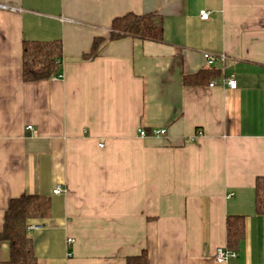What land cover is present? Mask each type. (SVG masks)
Masks as SVG:
<instances>
[{"label": "crops", "instance_id": "1", "mask_svg": "<svg viewBox=\"0 0 264 264\" xmlns=\"http://www.w3.org/2000/svg\"><path fill=\"white\" fill-rule=\"evenodd\" d=\"M0 4L20 10L0 9V232L12 199L38 195L52 203L49 218L28 222L38 264H127L143 253L148 264H219L227 218L245 216V239L225 264H264L255 205L257 179L264 185V0ZM129 13L156 14L163 41L125 37L85 61ZM53 40L63 43L62 78L26 83L24 41ZM204 54L225 61L208 67ZM208 68L220 76L185 83ZM160 129L167 134L151 136ZM0 264H13L5 242Z\"/></svg>", "mask_w": 264, "mask_h": 264}, {"label": "trees", "instance_id": "2", "mask_svg": "<svg viewBox=\"0 0 264 264\" xmlns=\"http://www.w3.org/2000/svg\"><path fill=\"white\" fill-rule=\"evenodd\" d=\"M125 37L138 38L143 41L162 42V25L156 14L137 15L129 13L114 19L108 38L99 37L93 42L91 51L83 56L85 61L98 57L103 45ZM63 63V43L53 41H24L23 43V77L26 83L50 80L60 75ZM220 71L207 69L196 75L185 77L184 81H210L219 77ZM256 211H264V185L257 179ZM50 198L38 195H22L12 199L4 216V224L0 232V242L10 247L11 263L38 264L33 240L28 236V222L44 220L51 216ZM227 248L239 250L246 234V217L229 216L226 222ZM127 264H148L146 253L130 257Z\"/></svg>", "mask_w": 264, "mask_h": 264}, {"label": "built area", "instance_id": "3", "mask_svg": "<svg viewBox=\"0 0 264 264\" xmlns=\"http://www.w3.org/2000/svg\"><path fill=\"white\" fill-rule=\"evenodd\" d=\"M0 9L5 10V11H10V12H19L20 11L18 8L10 7L7 5H2V4H0ZM209 17H210V12H208L206 10H203L200 12L201 20L207 21V20H209ZM204 58L206 60L208 67H213L216 63L225 61V56H216V55L204 54ZM60 78H62V76H57L54 79H60ZM224 84L230 90H237L238 89L237 81L234 78L224 79ZM214 86H215V83L210 85V87H212V88ZM28 129L32 130V127L29 126ZM166 134H167L166 130L160 129V130H153L151 133V136L157 137V136H164ZM199 134H201V133H199ZM138 135H139V137H147L148 133L145 130L141 129V130H139ZM101 147H103V146L101 145ZM63 193H65V190L62 187H56V189H54V191H53L54 195H61ZM33 228H35V227H30V230ZM74 242L75 241L73 239H68L69 245L73 244ZM236 257H237V253L235 251H231L228 248H219L216 252L215 259H216L217 263L225 264L230 259H233Z\"/></svg>", "mask_w": 264, "mask_h": 264}]
</instances>
